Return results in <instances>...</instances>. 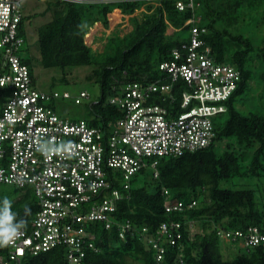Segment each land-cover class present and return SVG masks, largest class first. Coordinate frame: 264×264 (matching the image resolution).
I'll return each instance as SVG.
<instances>
[{"label":"trees","instance_id":"1","mask_svg":"<svg viewBox=\"0 0 264 264\" xmlns=\"http://www.w3.org/2000/svg\"><path fill=\"white\" fill-rule=\"evenodd\" d=\"M176 1L54 0L48 2L44 13L52 5L57 9L54 13H59L37 29L41 65L59 67L61 80L66 81L78 66L94 64L86 78L99 84L100 96L89 104L87 117L76 118L85 119L91 126L107 128L122 116L123 110L108 100L119 94L115 86L158 77L160 63L172 57V49L190 41L192 24L188 20L191 18L194 24L206 28L201 38L211 46L215 59L232 63L241 72L236 89L221 102L226 105V111L213 117L216 135L212 144L183 155L161 156L156 165L157 177L151 167L139 169L131 178L130 196L117 203L112 227L106 229L101 222L89 223L95 234L94 241L102 250L89 252L82 264H155L156 251L144 237H157L160 225L172 221L182 222V235L176 244L165 243L162 264H264L261 246L245 248L239 241L225 240L218 234L219 229L245 231L251 225L264 233V208L255 190L221 185L223 180L233 177L264 176V115L246 114L237 106L251 87L258 60L264 64V43L257 44L245 29L247 9L255 2L195 0L194 8L180 11ZM115 8L122 9L131 18L133 28L123 35L108 36L101 52L104 55L96 56L86 36L96 22L107 29V15ZM24 18L23 15L19 27V34L25 38L20 53L29 50ZM169 27L174 28L172 33L167 32ZM181 30H188L190 35L176 36ZM22 58L32 71V57L22 55ZM32 74L35 79L34 71ZM260 76L264 80V74ZM6 93L7 90L0 88V107ZM261 95L264 97V92ZM48 105L56 111L52 102ZM223 116L227 117L225 121L221 119ZM218 141L224 142L221 151L216 147ZM3 185L9 184L0 183V227H31L40 208L33 189L9 185L13 189L5 193ZM167 200H181L186 204L196 200L197 204L181 211H167ZM127 219L131 221L130 230L121 237L119 225ZM190 220L194 221L193 228L189 226ZM232 246L239 251L232 259H226L225 250ZM8 249V244L0 245V254ZM24 264L68 263L64 249L57 247L36 255L26 254Z\"/></svg>","mask_w":264,"mask_h":264},{"label":"built area","instance_id":"2","mask_svg":"<svg viewBox=\"0 0 264 264\" xmlns=\"http://www.w3.org/2000/svg\"><path fill=\"white\" fill-rule=\"evenodd\" d=\"M22 3L0 0V88L8 92L0 107V183L30 187L40 208L31 227H8L17 235L0 254V264H24L26 254L57 247L64 249L68 264H82L89 252L102 250L89 223L112 227L117 203L130 196L131 178L139 169L151 167L157 177L161 156L183 155L212 144L213 117L226 111L221 102L234 92L241 72L236 65L215 59L201 38L206 28L191 18L190 41L172 49V57L160 63L158 77L115 86L119 94L108 100L123 110L122 116L107 128L91 126L85 119L63 117L48 105L60 96L58 92L36 88L20 53L25 43L19 34ZM195 4L177 0L176 8L183 11ZM63 97L71 94L66 91ZM89 97L82 90L74 101ZM196 204L167 200L165 208L181 211ZM124 221L119 225L121 237L131 226L129 219ZM194 225L190 220L189 226ZM181 227V221L164 222L157 237H144L156 251L155 264H162L165 243L176 244L181 238ZM218 234L245 248L264 249V233L255 225L245 231L219 229Z\"/></svg>","mask_w":264,"mask_h":264},{"label":"rangeland","instance_id":"3","mask_svg":"<svg viewBox=\"0 0 264 264\" xmlns=\"http://www.w3.org/2000/svg\"><path fill=\"white\" fill-rule=\"evenodd\" d=\"M54 0H23L22 3V12L25 16L23 21V28L25 35L28 40L29 50L26 52H21L22 55L31 56L33 60V70L35 75V86L37 89L46 91L47 93L58 92L59 97H54L52 99V105L55 107L56 111L63 117H68L71 119L84 118L89 115V104L96 101L100 96V87L99 84L89 80L86 76L93 69L94 64L92 65H83L74 68L73 73L70 74L69 78L66 81L60 79L61 72L59 67H44L40 62V50L38 44V33L37 29L40 25L50 20L57 10L53 5L52 9L44 13L48 2ZM106 3H111L119 0H102ZM89 2H92V0ZM255 4L249 5L246 13L245 20V29L247 33L252 36L256 43H264V0H254ZM118 14H123V11L114 10L109 13L111 18V23L109 27L101 28L100 23H97V26L100 28L98 32V37L95 41H91L92 33L96 31L95 26L94 30L91 28L90 32L86 36L87 43L93 47L94 54L96 56H103L101 53L105 48L108 36H111L114 33H120L121 35L129 32L133 28V21L128 16H119ZM138 15L141 16L142 13L139 11ZM172 28V27H171ZM174 29H170V32H173ZM103 34V36H102ZM177 35L188 36L190 35L188 30H181ZM260 44V43H259ZM253 73V82L251 87L246 90L242 95V99L238 100V108L246 114L250 112H257L264 115V97H262V92H264V80L261 79V74H264V64L258 60L257 67H254ZM82 90H87L90 94L88 99L82 100V103H76L75 96H77ZM69 92L72 97L65 98L63 97L64 92ZM226 116L221 117L223 121L226 120ZM216 147L221 151L224 147L223 141H218ZM223 187L226 188H250L255 190L256 197L259 200L260 204L264 208V176L260 177H233L229 180H223ZM5 193L10 192L13 188L9 185H3ZM226 259H232L236 253L239 251L236 246H232L225 250Z\"/></svg>","mask_w":264,"mask_h":264},{"label":"clouds","instance_id":"4","mask_svg":"<svg viewBox=\"0 0 264 264\" xmlns=\"http://www.w3.org/2000/svg\"><path fill=\"white\" fill-rule=\"evenodd\" d=\"M15 229L4 227L0 229V245L11 243L16 237Z\"/></svg>","mask_w":264,"mask_h":264},{"label":"crops","instance_id":"5","mask_svg":"<svg viewBox=\"0 0 264 264\" xmlns=\"http://www.w3.org/2000/svg\"><path fill=\"white\" fill-rule=\"evenodd\" d=\"M115 9H116V10L123 11L122 9H118V8H115ZM115 9H114V10H115ZM114 10H113V11H114ZM109 13H111V12H109ZM109 13H108V14H109ZM118 15H119V16L124 15V16L128 17V15H126V13H125L124 11H123V14H118ZM107 18H108V20H109V23H111V20H110L111 18L109 17V15H107ZM97 23H100V27H101V28H104V26L102 25L101 22H97ZM97 23H96V26H95L96 31L92 33V34H93V35H92V39H91L92 42L95 41L96 39H100V37H98V32H99V29H100V28L97 26ZM92 29L94 30V28H92ZM170 29L173 30L174 28H173V27H172V28L169 27V28H168V31H167L168 33H172V32H170ZM97 31H98V32H97ZM102 36H103V34H102Z\"/></svg>","mask_w":264,"mask_h":264}]
</instances>
